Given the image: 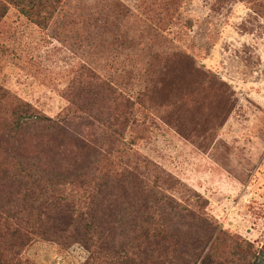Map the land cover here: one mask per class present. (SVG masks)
<instances>
[{
    "label": "rangeland",
    "instance_id": "rangeland-1",
    "mask_svg": "<svg viewBox=\"0 0 264 264\" xmlns=\"http://www.w3.org/2000/svg\"><path fill=\"white\" fill-rule=\"evenodd\" d=\"M165 1L64 0L46 28L9 7L0 83L49 117L64 112L70 85L87 71L133 96L147 88L135 144L125 147L169 174L173 185L161 191L264 264V0H180L163 14ZM26 255L85 264L89 252L37 239Z\"/></svg>",
    "mask_w": 264,
    "mask_h": 264
},
{
    "label": "trees",
    "instance_id": "trees-1",
    "mask_svg": "<svg viewBox=\"0 0 264 264\" xmlns=\"http://www.w3.org/2000/svg\"><path fill=\"white\" fill-rule=\"evenodd\" d=\"M179 1L166 0L161 13ZM63 4L0 0V22L13 7L46 28ZM146 90L133 96L87 71L70 85L64 112L49 117L0 83V264H38L26 255L37 239L80 245L85 264H257L247 245L161 191L173 185L165 170L125 147L135 144Z\"/></svg>",
    "mask_w": 264,
    "mask_h": 264
},
{
    "label": "crops",
    "instance_id": "crops-1",
    "mask_svg": "<svg viewBox=\"0 0 264 264\" xmlns=\"http://www.w3.org/2000/svg\"><path fill=\"white\" fill-rule=\"evenodd\" d=\"M262 105H263V107H264V103L262 102Z\"/></svg>",
    "mask_w": 264,
    "mask_h": 264
}]
</instances>
